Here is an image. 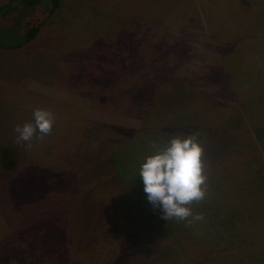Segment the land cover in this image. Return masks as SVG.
Here are the masks:
<instances>
[{"label":"rangeland","instance_id":"rangeland-1","mask_svg":"<svg viewBox=\"0 0 264 264\" xmlns=\"http://www.w3.org/2000/svg\"><path fill=\"white\" fill-rule=\"evenodd\" d=\"M121 1L122 3L120 0H116L115 3L113 0H61V8L31 42L17 49L0 48V177L11 174L14 166H19L23 162L41 160V157L43 159L41 147L37 151V148L29 149L26 142L18 143V134L14 131L17 125L34 122L33 113L37 108L52 112L57 121L66 123L78 121L82 125L78 141L85 140L86 144L91 141L85 137L88 134L85 125L92 127L91 130L94 132L99 128L98 126H101L100 123L114 126L113 134L109 135V143L107 141V144H111L108 145V149L111 147L113 150L117 149L114 153H122L128 149L126 152L132 157L133 148L129 147H135L130 145L135 141L132 140L127 144V139L134 135V131H140L138 129L144 123L157 121L164 114L160 109L161 106L168 107L167 112L170 113L175 109L176 99L187 104L195 98V95L180 85L172 86V83L155 85L149 79L152 76L151 72L144 73L149 61L164 51L168 40L166 36L155 31L158 29L157 22L160 20L161 12L158 4L156 7L152 5L153 2L147 3L150 0ZM250 2L264 5V0H191L190 4L194 6L196 14L203 19L208 15L210 22L217 29L214 31L215 35L211 34V44L203 55L199 56V59L193 61L187 53L175 54L174 52L163 58L164 63L170 66L166 72L172 76L173 80L188 76L191 83L196 84L195 76L200 77L208 89H217L218 93L213 94L215 98L226 103L232 102L233 98L237 100L236 103L246 102L245 110L249 116L255 113V96L264 91V84L253 85L255 80L253 65L249 62L246 65L244 60L246 56L242 44L244 39L253 33L252 22L262 23V19L258 17V20H253ZM177 6V4L169 3L166 7L170 11L168 20L175 24L180 21L174 18L176 16L174 13H178ZM99 7H104L106 10L102 12ZM126 7L128 9L123 14L118 12L119 8ZM119 15L123 18L120 22L121 25L123 24L122 36L111 33L113 29H111L110 19ZM128 26L129 28H125ZM102 62H107V65ZM104 69L110 78L113 77L110 75L111 72L116 74L114 86L107 84L110 79L108 76L104 83L101 82L102 75L98 71ZM236 89L242 90L238 93L233 92ZM98 92H101L100 95L94 96ZM199 106L196 103L194 105V107ZM197 113L199 112L196 111ZM198 115L194 117L192 113L181 122L174 118L164 127H151L145 130H149L148 135L171 139L175 136L183 138L184 135L194 134L196 133L193 132L194 127H200L199 131L202 132L204 139L199 136L197 139L204 148L205 171L208 176L212 169H215L211 162L218 160L220 154L230 144L231 138L226 128L231 127L228 126L227 121L222 122L223 118L217 120L214 117L208 121L205 118L200 124H195L194 120L199 121ZM259 115L258 119L262 120L261 114ZM66 123L62 126L65 127ZM55 126L54 121L52 129ZM219 128H222L225 133L219 132L217 130ZM236 128L241 130L240 126ZM64 129L56 128L54 131L63 133ZM244 131L243 129L242 132ZM5 135L9 137L8 140H5ZM125 136L128 138L125 139ZM68 138L65 142L66 146H72L73 142L74 147L79 144L76 140L77 134L74 137L72 134ZM107 144L100 146L105 147ZM136 149L138 151L137 145ZM101 153L103 156L105 152ZM76 155L77 153L69 155L61 152L57 158L60 164H56L55 159L50 160V157H47L48 161L44 162L48 165L54 164L50 165L53 167H63L68 171L69 168H73L70 171H74L72 173H75L82 186L88 183L91 186L98 182L99 175L104 176L115 171L112 164L113 153L109 160H104V166L98 172L87 167L91 158L77 163V158L72 157ZM118 157L123 159L120 155ZM63 169L55 170L53 183L55 181L59 183V178L67 176ZM31 175H23L15 179L13 183L8 181L5 191L0 193V225L5 229L4 240H0V252L2 248L15 245L10 241L17 240L25 241L27 246L25 250L30 253L34 251L32 255L30 254L34 257L33 260L28 259L20 264H82V261L87 262L90 257L101 264L105 256L117 254L119 248L130 247L132 239H135L139 245L151 244L145 239V234L150 233L146 231V227L157 225L158 216L154 218L155 223L148 226L139 224L144 220L138 212L136 216L129 217L132 219L131 226L127 225L126 217H122L121 222L118 218L120 223L123 221L124 226L122 225L121 231L124 236H115L114 232L118 229L116 227H120L121 224L115 225L117 222L111 212H107V205L92 203L89 198L84 199L81 204L77 203L76 206L82 207L83 211L80 210L72 216L73 230L75 228L77 234L74 240L69 231L65 232L64 229L59 237L52 238L54 233L51 234L50 230L39 233L40 236L36 237L40 228V224L37 223L39 215L49 211L44 198L45 193L54 184L49 187L51 180L46 182L41 172L35 175L31 173ZM106 184H110V180ZM213 185L208 187L206 194L210 200H217V195L224 194V188L218 187L215 190L216 186L213 187ZM54 187L56 188L55 185ZM100 188L101 185L96 188L97 193H101ZM210 189H213V192L208 195ZM1 190L2 187H0ZM54 191L56 196L57 191ZM148 206L152 208V205L148 204ZM215 206L217 205L213 204L211 207L215 208ZM224 207L219 203L220 210L227 211ZM57 208L59 210L56 215L49 214V226L52 225L51 223L57 225L58 220L67 226L68 218L64 217L63 220L64 215L59 213L63 210V206ZM127 211L122 208L121 215H126ZM253 211L256 212L255 209ZM248 222L253 226L248 234L250 242L254 245L250 248L252 251L258 244L264 243V227H260L254 217L249 218ZM2 233L0 229V235ZM156 241L155 249L164 251V247H169L170 242L165 241L164 238L159 237ZM96 244L98 246L104 244V248H110L111 255L102 249L99 258L94 256ZM211 244L213 246L212 241ZM222 244L218 255L208 252L203 256H214L209 259L208 264H256L251 262L249 257L236 258L237 248L234 243L227 244L225 241ZM69 245L73 247L72 253ZM193 253L197 252L190 251L186 254L188 256ZM199 253L204 252L199 251ZM179 255L176 257V262L168 256L162 257L163 262L161 258L154 260L152 255L145 261L141 257L140 260L138 259V264H153V261L156 264L184 263V261H178ZM14 257L16 256L11 255L10 259H4L0 256V264H13ZM258 264H264V258L258 261Z\"/></svg>","mask_w":264,"mask_h":264},{"label":"trees","instance_id":"trees-1","mask_svg":"<svg viewBox=\"0 0 264 264\" xmlns=\"http://www.w3.org/2000/svg\"><path fill=\"white\" fill-rule=\"evenodd\" d=\"M113 1L115 3L116 0ZM190 1L191 0H150L147 2H153L152 5L156 7L159 6L161 9L160 20L157 22L158 29L155 31L166 36L168 40L165 49H163L164 51L158 55L159 57L156 56L157 60L155 57L153 60L149 61V64L144 69V73H148V71L151 72L152 76L149 77V79L155 85H170V83H172V86L180 85L189 90L192 95H195V98L187 102V104L180 99H176L174 101L176 105L174 107L175 109L170 113L167 112L169 110H167L168 107L164 108V105L161 106L160 109L161 111L163 110L164 114H162L157 121L147 124L144 123L141 125L140 129H138L140 131H134L133 136L131 135L129 138L125 136V139L128 138L127 144L132 140L135 141L134 144H130L135 145V147H129L133 148L132 157L128 156L129 153L126 152L128 149L125 152L121 151L122 153H114L117 149L113 150L112 147L108 149V145L111 144H107V141L109 143V135L113 134L114 126L100 123L101 126H98L99 128L94 132L91 130L92 127L85 125L87 129L86 132H88V134L85 133L87 134L85 137L91 141H87L88 144H86L85 140L78 141V135L81 131L80 128H82V125L78 123V121L66 123L64 121H57L55 118L54 121L56 126L54 129L66 128L62 130L63 133H58L57 130L54 131V129H52L50 134L44 136L42 140L34 139L32 141V148H37L38 151L41 147L43 159L41 157V160L37 159L29 163L28 161L23 162L19 166H14L11 174L0 177V187H2L0 193L5 191L8 181H12L13 183L15 179L23 175H31V173L35 175L37 172H41L42 175H44L46 182L51 180V183L48 184L49 187L51 184L56 186L57 189L53 185L45 193L44 198L46 204H48L47 209L49 211L48 213L45 211V213H40L37 222L38 225L40 224V228L36 237L40 236L39 233H46L48 230L51 231V234L54 233L52 238L59 237L62 235L64 229L65 232L69 231L74 240L77 234L75 228L73 230V222H71L73 220L72 216L75 215L76 212L82 210V207L76 206L77 203L79 202L81 204L84 202V199L89 198L92 203L95 202L107 205V212H111V215H113L114 220L117 222L115 225L120 226L119 224H121L120 227H116L118 229L114 232L115 236H124L121 231L123 221L120 223L123 219L122 217H126L128 226L132 224V219H129V217L136 216V212L139 213V216H143L142 218L145 222H140L139 224H144L145 226L154 224L156 221V219L154 221L155 216L159 217L158 226L155 224L150 228L146 227V231H150V233L145 234V239L151 244L139 245L137 244L138 242H135V239H132V242H130L132 245H130V247L123 249L119 248L118 253L115 255H111V249L104 248V244L99 246L96 244L94 256L99 258L102 249H105L109 252V255H111L110 257L105 256L106 254L103 255L105 258L103 257L104 260L100 262L101 264H138L141 257H143L145 261L149 259V256L152 257V255H154L152 257L154 260L161 258L163 262L162 257L165 258V256H168L172 261L175 259L174 262H176L178 254H180L178 261H184V263L181 264H208L210 261L209 259L214 256H203L208 254V252H212L210 253L212 255H218L223 246L222 242L225 243V241L227 244L231 242L236 245V258L241 259L249 257L251 258V262L256 264L264 258V243L258 244L256 249L250 251V248L254 245L250 242L248 237L249 232L253 228L248 222L249 218H256L258 225L264 227V91L255 96V113L253 112L254 115L250 114L249 116L247 110H245L246 102H242V104L237 102L239 106L236 103L237 100L234 98L230 103L215 98L213 94L216 95L218 93L217 89H208L206 83L202 82L200 77L195 76L196 84H193L188 76H181L179 80L175 78L173 80V78H171L172 76L166 72V70L169 69L168 67H170L163 61V58L167 57L166 55L173 54L174 52L175 54L187 53L190 54V59L192 61L194 59H199V56L203 55L211 44V34L215 35L214 31L217 30L214 24L210 22L211 19L208 18V15L207 18L204 16L203 19L196 14L193 8L194 6L190 4ZM120 2L122 3L121 0ZM169 3L178 5V13H174V16L176 14L174 17L175 20H180L177 21L179 22L177 24L168 20V18H170V11L168 10L169 8L166 7H168ZM61 6V0H0V48L17 49L31 42L37 37L41 28L54 17ZM250 6V12L254 15L253 20L256 21L259 18L262 19V23L252 22L254 29L253 33L244 39L242 45L243 49H245V63L246 65L248 62L252 63L255 71L253 85H258L264 84V5L250 2ZM99 9L102 12L106 10L104 7H99ZM127 9V7L125 9L119 8L118 12L123 14ZM122 21V15L110 19L111 29H113L111 33L113 32L118 36H122L121 28H123V24H120ZM125 28H129V26ZM172 49L174 50L171 51ZM103 64L107 65V62ZM98 72H101L102 77H100V79L101 82L104 83L103 81H106L107 76L109 77L108 72L106 73L105 69L102 71L99 70ZM111 73L110 75L113 77H109L110 79L107 81V84H109V86L110 84L114 86L117 76L113 72ZM177 81L178 83L175 84ZM240 90L242 89H236V91L233 92L238 93ZM100 93L101 92L95 93L94 96L100 95ZM179 103H181V105H179ZM195 103L200 106L194 107ZM167 104L169 105V103ZM185 104L186 107H184ZM196 111L199 113L196 114ZM192 113L194 117L199 114V121L194 120L195 124H200L205 118H207V121L212 117L217 120L223 118L222 122L223 120L227 121L228 126L232 129L225 127L226 132L228 131L231 138V141H229L230 144L223 150L218 160L211 162L212 167L215 169H212V172L207 176L208 187L214 184L213 187L216 186L214 187L215 190L218 187L224 188V194L217 195V200H210V197L206 194L204 200L199 203L194 202L191 205L193 213L201 214L203 219L188 224L186 220H177L173 218L167 221L162 218L163 214L161 209L159 207H154L147 200V195L143 190L144 185L142 179L139 177V171L145 158L154 154V149L152 148L153 144L158 147H164L170 141L169 138L165 139V137L161 138L159 136L155 137L148 135L147 133L149 130L145 129L151 127H164L174 118L177 119L176 121L181 122L186 116L189 117ZM259 114H261L262 120L258 119V116H260ZM63 123H66L65 127L62 126ZM237 126H240L241 130H238V128H236ZM194 128L195 130L193 132H196L194 134L203 138L202 132L199 131L200 127ZM243 129L245 130L244 132H242ZM217 130L219 132H224L222 128ZM5 131L6 130H4V132ZM72 134L73 137L77 134L76 140L79 144L74 147L73 142L72 146H66L67 144H65V142L68 141V137H71ZM89 136L91 138H89ZM8 139L9 137L5 135V140ZM105 144H107L105 147L100 146ZM61 152H66L69 155L77 153L76 156H72L77 158V163L91 158L87 163V167L94 169L96 172L101 171V168L104 166V160H109L113 153L114 158L112 159V164L114 165L115 171L108 175H99L98 182L91 186H89V183L82 186L75 173H72L74 171H70L73 170V168H69L70 170L68 171V169H63V167H53L50 165L54 164L48 165L47 162H44L48 161L47 157H50V160L55 159V163L60 164L57 158ZM101 152H105L103 156H101ZM89 155L91 156L88 157ZM119 155L123 157V159L118 157ZM61 168L67 176L59 178V183L57 181L53 183V179H55L53 176L56 174L54 173L55 170L58 171ZM115 178L116 181L114 182ZM108 180H110V184L105 185ZM100 185L101 188L99 190L101 193H97L96 188ZM54 190L57 191L56 196H54ZM212 192L213 189H210L208 195ZM218 201L220 205L223 204V206H225L224 210L227 211L220 210ZM125 203L127 204L126 208ZM141 204L142 206H139ZM148 204L152 205V208H150ZM213 204L217 206L212 208L211 206ZM59 206H63V210L59 211V213L64 215L63 220L64 217L68 218V225L64 226L63 223L58 220L57 225L51 223L52 225L49 226V214L54 213L56 215V212L59 210L57 207ZM122 208L128 210L124 216L121 215ZM254 209L256 212L253 211ZM208 210L209 213H207ZM85 221L87 222V220ZM0 229L3 231L2 235H0V240H4L5 229L1 225ZM107 230H109V228H107ZM159 237L160 239L164 238L165 241L168 240L170 242L169 247H164V251L155 249L154 244ZM211 241L213 242V246ZM10 242L15 243V245H10V247H5V249L2 248L0 252V256L4 259H10L11 255H15L16 257L12 259L13 264H20L23 261L26 262L28 259H34L33 256L31 257L34 251L30 253L25 250L27 246H25L24 240ZM116 243H118V241H116ZM68 247L72 253L73 247L70 245ZM186 251H196L197 253L188 255V257ZM199 251L204 253H199ZM187 259L189 260L186 261ZM89 263L98 264L91 257L87 262L82 261V264ZM153 264H156V262L153 261Z\"/></svg>","mask_w":264,"mask_h":264},{"label":"clouds","instance_id":"clouds-1","mask_svg":"<svg viewBox=\"0 0 264 264\" xmlns=\"http://www.w3.org/2000/svg\"><path fill=\"white\" fill-rule=\"evenodd\" d=\"M33 116L34 122L14 129L17 142H26L29 149L34 139L42 140L50 134L55 120L52 112L42 108L35 109ZM152 148L154 154L145 158L139 171L147 200L161 209L167 221L175 218L191 224L202 220L203 216L194 214L191 208L194 202L205 199L208 189L204 148L197 136H175L164 147L153 144Z\"/></svg>","mask_w":264,"mask_h":264}]
</instances>
